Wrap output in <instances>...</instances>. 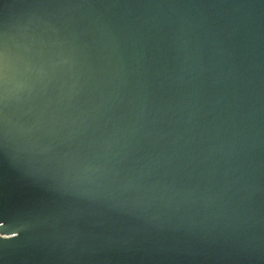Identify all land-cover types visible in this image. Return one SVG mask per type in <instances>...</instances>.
Wrapping results in <instances>:
<instances>
[{
	"label": "water",
	"instance_id": "water-1",
	"mask_svg": "<svg viewBox=\"0 0 264 264\" xmlns=\"http://www.w3.org/2000/svg\"><path fill=\"white\" fill-rule=\"evenodd\" d=\"M0 264H264V0H0Z\"/></svg>",
	"mask_w": 264,
	"mask_h": 264
}]
</instances>
